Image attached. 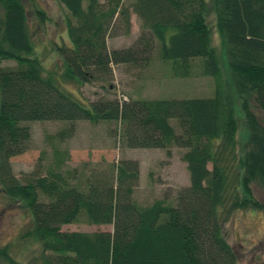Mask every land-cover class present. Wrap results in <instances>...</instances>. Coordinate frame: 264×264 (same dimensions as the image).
I'll use <instances>...</instances> for the list:
<instances>
[{
	"label": "trees",
	"instance_id": "obj_1",
	"mask_svg": "<svg viewBox=\"0 0 264 264\" xmlns=\"http://www.w3.org/2000/svg\"><path fill=\"white\" fill-rule=\"evenodd\" d=\"M58 2L71 19L68 44L54 46L61 74L47 72L36 55L22 0H0V64H16L0 68V190L30 213L33 225L24 236L42 247L41 264H237L223 224L235 210L261 209L251 185H264V0H136L130 8L123 0ZM211 7L250 133L245 147L213 46ZM131 12L142 24L139 38L130 48L110 50L111 36L130 34ZM34 13L44 22L43 11ZM155 51L176 77H190L195 59H203L215 95L151 101L105 96L88 105L65 90L66 81L112 89L114 66L147 68ZM80 121L116 124L131 150L171 156L173 148L185 149L190 185L141 206L133 197L138 162L121 161L82 180L77 171L64 170L68 153L60 149L46 174L14 175L10 160L32 147L29 123L72 125L56 135L64 142ZM73 224L113 231H62ZM0 259L19 264L5 249Z\"/></svg>",
	"mask_w": 264,
	"mask_h": 264
},
{
	"label": "rangeland",
	"instance_id": "obj_2",
	"mask_svg": "<svg viewBox=\"0 0 264 264\" xmlns=\"http://www.w3.org/2000/svg\"><path fill=\"white\" fill-rule=\"evenodd\" d=\"M104 2L105 0H99ZM28 15L29 29L34 42L36 55L42 61L47 72L61 74V59L55 54L54 46L63 41L67 43L68 11L58 0H22ZM136 0H123L126 7L134 5ZM45 13V20H38L35 10ZM209 12V24L212 29L213 46L217 50L226 87L241 120L239 97L236 91L233 72L225 46L216 28V17ZM132 28L129 35H120L108 39L110 50L130 48L141 34L142 24L131 12ZM71 20V19H70ZM124 31V28L118 30ZM117 32V31H116ZM113 33V32H112ZM68 44V43H67ZM203 60V59H202ZM195 59L191 66L190 77H176L170 62H164L158 52H154L149 67L135 69L129 65H116L112 89L102 88L101 83L79 85L76 82H64L65 90L73 94L84 104H90L102 97L121 101L134 99L140 101L209 98L215 95V79L203 74V61ZM202 61V63H201ZM15 62H1L0 68L14 67ZM32 131V147L23 155L12 158L10 164L14 175L21 179L25 175L39 172L47 173L53 165L54 151L66 150L67 158L63 163L65 171H77L78 178L85 180L95 174L107 173L113 165L121 161L139 163L140 177L135 188L134 200L141 206L151 205L166 195L171 197L178 190L190 185V174L183 161L185 149L173 148L171 156L167 151L158 149H128L118 137L119 127L114 123L94 125L80 121L75 123L71 138L60 142L56 135L68 125L54 122H35L28 124ZM249 131L241 120L238 141L245 147L249 140ZM211 168V165L209 166ZM253 199L261 204V209L235 210L223 224V233L227 242L237 253V264H264V185H251ZM32 217L24 206L11 201L0 190V250H6L19 264H41L42 247L25 238L32 228ZM64 232H112V226H91L73 224L62 227ZM0 264H9L0 259Z\"/></svg>",
	"mask_w": 264,
	"mask_h": 264
}]
</instances>
